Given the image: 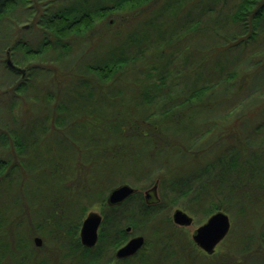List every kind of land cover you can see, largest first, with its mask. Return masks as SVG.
<instances>
[{
    "label": "trees",
    "instance_id": "obj_1",
    "mask_svg": "<svg viewBox=\"0 0 264 264\" xmlns=\"http://www.w3.org/2000/svg\"><path fill=\"white\" fill-rule=\"evenodd\" d=\"M26 1L0 0V53L20 47L25 56L45 60L55 52L61 66H81L69 68L75 76L57 98L49 93L45 99V132L36 135V142H47L44 136L50 135L63 145L55 151L46 143L44 154L37 149L27 162L50 172L46 193H28L33 197L27 200L29 209L37 200L49 205L70 197L75 214L74 208L82 209L81 199L87 201L84 207H92L119 183L157 181L163 208L181 198H193L202 209L211 201L216 211L223 210L225 198L246 209L264 203V0H50L40 16L42 40L36 51L10 30L1 32L5 18L20 4L26 7ZM107 17L120 21L106 23L118 25L114 43L97 56L103 47L97 41L96 54L92 48L83 62L67 61L77 47L87 48L84 42L94 38L97 21L105 23ZM124 27L128 30L120 36ZM45 70L33 65L22 89L34 86ZM90 75L95 82L88 81L86 91ZM252 109L259 113L241 129V120L228 125L234 112ZM34 131L19 134L24 149ZM87 169L88 185L76 180V171ZM65 184L71 185L70 196L58 191ZM27 197L16 198L18 212L0 223L7 245L0 244V264H49L45 256L36 261L28 250H12L20 238L14 221L23 214ZM135 206L140 219L144 204ZM255 256L251 264H264V256ZM66 260L75 262L72 255Z\"/></svg>",
    "mask_w": 264,
    "mask_h": 264
},
{
    "label": "rangeland",
    "instance_id": "obj_2",
    "mask_svg": "<svg viewBox=\"0 0 264 264\" xmlns=\"http://www.w3.org/2000/svg\"><path fill=\"white\" fill-rule=\"evenodd\" d=\"M59 1L61 3L66 2L64 0L63 1L59 0ZM49 2L51 1L29 0L26 1V5H25L26 7H21L22 5L20 4L19 8H17L13 13H11L9 16L5 18V21L3 22V26H2L3 30L1 32L10 30L11 35H15L16 39L20 38L19 39L20 42H26L28 47L31 48L32 51H36L42 40L41 39L42 29H41V25L39 24L40 16L47 8H49L50 6ZM129 11L130 9H127V14L129 13ZM103 21L105 23H101L100 21L99 22L97 21V25L95 26L94 29V38L92 40H86L84 42L86 44L88 42L87 44L88 49L82 48L81 46L77 47L74 55L71 57V59L69 58L70 57L69 56L66 59L67 61L69 59L70 61L74 60L76 63H78L80 62V60L82 61V57L86 52H90V50H92L93 48L94 50L91 53H95V52L97 53L99 47L101 48L103 45V47L99 49V52L97 54V56H100L99 54L100 52L101 53L102 51L104 52L105 48L109 47L111 42L114 43L115 40L114 36L116 33L118 34L117 32L118 25L108 26L106 23L113 24V22H115V24L116 23L118 24L120 21L118 17L116 19H114L113 17L110 18L107 17ZM125 30L128 29L127 28L125 29L124 27L121 30H119L120 36L123 34ZM97 38H99V40H97ZM97 41H99L98 42L99 47L96 46ZM80 49H87L88 51L84 50L83 53L82 51H79ZM129 50L131 52V49ZM25 51L26 50H24V48L18 47V49L15 52L13 49L11 50L4 49V51L0 53V165L6 164V167H4L3 171L0 170V220H2V217H6V216L7 218L11 216L13 217L14 212L15 211L18 212V209H16L17 206L15 204V201L17 200L16 198L23 197V193L24 195L26 194L27 197V195L29 196L28 193L32 192L34 197V196H38V194L42 196V189L44 190L45 193L47 192L48 187H45L46 182L44 180L46 179L45 175H48L50 172H44V170L42 171V169H38L37 166H32V165L28 166L29 164L28 165L26 164L27 162L29 163L30 159L33 158L34 153L36 152L37 149L39 150V155L41 154L42 156L44 154L46 149V143L49 142L51 143L50 144L51 150L54 149L55 151H57L58 149L59 150L62 149L63 143L55 141L58 140V138H52V137H48L50 135H45L44 136L45 138L44 137L42 138L48 141L47 142L43 141L42 143L37 144L36 135L38 133L43 134L45 132L44 127L46 126L43 125V118L45 115L48 114L45 113V111L46 109L48 110L47 105H49L46 104L45 99L49 97L48 95L50 94L53 96V99H54V95L56 94V98H57V96L64 89V87L69 85L72 77L75 76V73H72L69 68L78 70L81 67L80 66L77 68V66H73L71 63H70V67H68V65L61 66L56 58L57 54L55 52H52V56L50 59L47 58L43 60L42 56L27 57L24 54ZM7 59H10L16 67H18L23 71H18V70L14 71L11 70L10 68H7L6 67V65L8 66V64L6 63ZM100 59L104 60L102 57ZM82 62L80 64H82ZM39 64H42L43 66H40ZM131 64H133L132 61ZM33 65H37L39 68H46L47 70L44 71V74H40L41 77L40 76L36 77L35 80H33L34 86L32 87L27 86V88L23 90L22 84L18 86L17 84L21 80H25L28 78L27 76L30 74V70L32 69ZM94 78H95L94 75H90L88 77L85 88L86 87L88 88L89 82L91 83L95 82ZM126 78L124 79L127 80ZM57 85L58 88L56 89ZM116 86L117 84L115 85V87ZM87 88L84 90L87 91ZM107 91L108 89H105V92ZM131 95L132 94L129 93L128 96L131 97ZM58 102L63 104L62 101H58ZM261 107L262 108L264 107V103L261 104ZM56 109L54 108V111H57ZM258 113L259 111L258 110L256 111L255 109L247 111L246 113H238V111L234 112L230 118V121H228V125L235 126L241 120L238 126V128L241 129V127L245 125V123L248 121L249 118L255 119ZM51 115H53V113H51ZM236 115H238L239 118ZM39 124L42 125V128L38 129ZM22 130H27V131L35 130L33 134L29 136L33 138L31 139L32 141L30 143L31 145L29 146L26 145L25 149L23 148V146H21L22 137L19 135V134L22 135ZM235 131L237 130L235 129ZM17 138H19L18 140H20L18 144H16L17 142H15ZM35 142L36 144H34ZM7 159L8 160L10 159L9 163L7 162ZM33 164L34 165L37 164V160H35ZM77 168L79 169V167ZM88 171H89L88 169L84 171L85 172L84 174L83 171L77 170L76 174L78 175L76 180L80 178L81 181L84 180L83 184H87L85 178H87ZM122 184H129L131 186L133 185L125 182L119 183L117 185H122ZM138 186L142 187V185H138ZM174 186H178V185L176 184ZM83 187H85V185H82V188ZM33 197L31 198L29 196L26 199H24L25 200L24 202L26 204L24 209L27 210L26 213L29 215H30L29 211L33 208V205L31 206V209H29L27 206H30L29 204L30 202L28 201L30 199L32 200ZM138 199H137V203L140 202V200ZM221 200H224L222 202L223 210H217V211H224L229 215L232 222V228L228 237L229 240L227 238V241H225V243H222L220 245L221 250L216 258H221L224 252L227 251H229L232 255H235L239 250H242L243 252L249 251L247 252V256L250 255L251 257L247 259L248 261L255 260L257 258V256H255V253H257L261 257L264 256V236H261V232H264V203L262 204L256 203V205H258L257 207L252 206V208L246 209L239 207L241 203L232 201L229 198H225ZM84 202L86 206L88 205L86 200L84 201L83 199H81L80 203H81V208L83 210L80 209L82 212L79 211L76 213V215L84 214L85 216L86 213L89 211L98 212L99 209L98 205H94L92 207L88 206L89 207L88 208L86 206L84 207ZM34 203L36 204V202ZM208 203L213 204V202L211 201H208L206 204ZM211 204L206 206L205 209H202L196 206L197 202L193 201V198L191 200H185V198H181L176 203H169V205H166L162 209V220L163 218H166V216L171 217L175 210L179 208L180 209L183 208L185 210H188L191 214L197 215L198 217L197 223L200 224L203 221H205L207 218H209L211 214L217 212L216 210H213ZM190 210H193V213ZM209 210L211 211L213 210V211L209 212ZM29 215L27 217L28 222H29ZM143 216L145 217L144 221L147 223L146 226L147 227L151 226L152 224H148L149 222L147 221L150 215L148 216L142 214L141 217ZM7 221L9 222V219H7ZM16 221L17 219L14 222ZM135 223L141 224V221H137ZM21 226H22L21 233L25 235V233L23 232L24 230H27V228L25 227L26 223H24ZM144 229L147 230V228H143L141 230L139 229V231L143 230L142 232H146V230ZM4 239L5 236L3 233L0 235V244L3 243ZM28 240L30 239L28 238ZM226 246L227 249L229 250H224L225 248L223 247ZM12 250H15V248H13ZM147 251L150 252L149 259L151 257V260H149V262H152V264H160V257L157 253H155L159 250H147ZM28 252L29 254H32V250H28ZM162 254H165L168 258L171 256L172 259L173 258L176 259L175 257L176 250L175 251L162 250ZM171 263L175 264V262L172 261L171 259L168 260L167 264H171ZM214 263H216V261ZM2 264H10V262L8 260H3ZM195 264H209V262H206L203 259H199L198 261H196Z\"/></svg>",
    "mask_w": 264,
    "mask_h": 264
},
{
    "label": "flooded vegetation",
    "instance_id": "obj_3",
    "mask_svg": "<svg viewBox=\"0 0 264 264\" xmlns=\"http://www.w3.org/2000/svg\"><path fill=\"white\" fill-rule=\"evenodd\" d=\"M7 67L10 68L9 66ZM10 69L14 70L13 68ZM21 84L22 80L17 86ZM156 184V191L151 192L150 190ZM70 186L69 184L63 185V189L58 190L59 193L69 194L70 196V192H68ZM118 186L120 185L113 187L110 192ZM132 187L136 188L137 191L119 204H108L107 199L110 192L106 195L104 201L100 199L95 204L99 206V209L98 212H94L100 215L101 222L97 229L94 244H88L86 242H89V240L84 242L82 239L84 221L92 211L87 212L85 216L84 214L76 215L81 210L74 208L75 214H72L70 197H65L62 200L52 198L53 200H50H52L53 204L49 205L44 204L43 199L37 200L29 211L30 215L26 213L27 210H23V214L19 215L17 219L20 238L15 250H32L33 254L31 255L36 261L44 259L43 256H45L49 259V264H55L56 262L58 264H66L65 261L68 262L66 260L68 255L73 256L75 259L74 264H152V262H149L151 257L149 259L150 252L147 250H159L155 253L160 257V264H162V261L163 264H167L170 259L175 264H195L199 259H203L209 264L252 263L253 260H247L251 256L243 255L240 251H237L235 255L227 251L224 252L221 258H216L221 250L220 245L225 243L229 237L232 222L229 233L216 246L215 251L210 254L204 251L205 249L199 246L194 239L197 230L206 223L208 218L199 224L197 223V215L179 208L191 218L188 223H175L173 215L171 217L166 216L162 220L163 205L160 183L157 181L153 184L142 185V187L134 185ZM148 191L150 194H147ZM137 199L140 200V205L144 204L143 209H139V212L144 215H150L147 221L149 222L148 224L152 225L149 227L146 226L147 223L144 221V216L140 219L135 216ZM20 210L22 208L19 209V213L21 212ZM156 211L158 212L157 215H155ZM28 215L29 222L27 221ZM135 220L141 221V224L135 223ZM4 221H6V217H2L0 223ZM24 223H26L25 227L27 230H23L28 233L27 239L21 233V225ZM143 228H147V230L144 229L146 232H142L143 230L139 231V229ZM1 234L3 233L0 231ZM136 237H143L144 240L138 252L129 256L118 257V251L127 246ZM3 244L6 245L5 240ZM223 248H225L224 250H229L227 246ZM0 250L4 249L0 248ZM162 250H176V259H172L171 256L168 258L165 254H162ZM215 261L216 263H214ZM68 264H70V261Z\"/></svg>",
    "mask_w": 264,
    "mask_h": 264
},
{
    "label": "water",
    "instance_id": "obj_4",
    "mask_svg": "<svg viewBox=\"0 0 264 264\" xmlns=\"http://www.w3.org/2000/svg\"><path fill=\"white\" fill-rule=\"evenodd\" d=\"M6 63L10 68L14 70L23 71L16 67L10 59L6 60ZM157 184L150 191H156ZM136 188L129 184H122L114 188L107 199L109 205H116L125 200L128 196L135 193ZM147 194H150L148 191ZM173 220L175 223H188L191 218L182 210L177 209L173 213ZM101 217L98 213L92 211L88 214L84 221L82 228V239L88 244H94L97 236V229L100 225ZM231 228V220L227 213L223 211H217L212 214L206 223H204L194 235V239L198 242L204 251L212 254L216 246L226 237ZM143 237H136L133 241L128 243L123 249L118 251V257H125L132 254H136L138 249L143 245Z\"/></svg>",
    "mask_w": 264,
    "mask_h": 264
}]
</instances>
